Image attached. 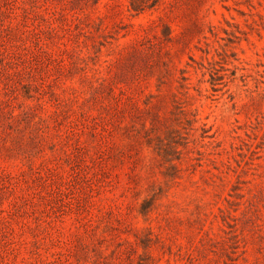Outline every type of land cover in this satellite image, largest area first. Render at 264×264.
Returning a JSON list of instances; mask_svg holds the SVG:
<instances>
[{"label": "rangeland", "instance_id": "374dc122", "mask_svg": "<svg viewBox=\"0 0 264 264\" xmlns=\"http://www.w3.org/2000/svg\"><path fill=\"white\" fill-rule=\"evenodd\" d=\"M0 264H264V0H0Z\"/></svg>", "mask_w": 264, "mask_h": 264}]
</instances>
